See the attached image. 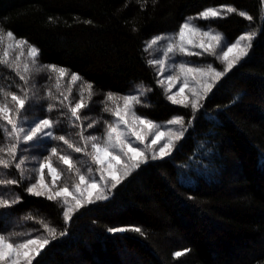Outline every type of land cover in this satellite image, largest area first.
Masks as SVG:
<instances>
[{
	"label": "trees",
	"instance_id": "16d2710c",
	"mask_svg": "<svg viewBox=\"0 0 264 264\" xmlns=\"http://www.w3.org/2000/svg\"><path fill=\"white\" fill-rule=\"evenodd\" d=\"M222 4L237 11L205 22L228 40L251 28L257 35L248 55L215 84L194 113L191 107L167 99L155 68L147 63L145 41L177 30L185 17L205 7ZM262 4L263 0H0V35L11 30L40 49L42 63L66 67L93 84L91 110L81 111L89 117L85 126L101 116L111 120L100 103L107 92L124 95L137 84L151 89L136 106L139 113L156 121L178 114L187 125L170 156L147 160L106 200L80 208L68 223L58 201L25 191L27 181L8 186L22 200L0 208V231L47 237L51 242L33 264H264ZM241 10L252 19L240 16ZM48 75L37 77L41 85ZM54 83L48 81L40 94ZM20 84L15 73L0 66V86L19 92ZM72 98L79 99V83ZM49 102L43 101L44 109ZM61 112L70 116L66 108L51 113L34 109L29 116L60 119L62 130L56 135L67 133L77 142L79 128L72 127ZM103 130L101 122L97 130L88 132ZM52 146L86 164L90 161L55 140L29 148L25 155L39 160ZM53 160L64 173L61 181L72 183L76 176L57 158ZM32 164L36 161L29 160L25 167ZM29 215L33 219H26ZM40 221L56 228V239ZM177 252L184 254L174 255Z\"/></svg>",
	"mask_w": 264,
	"mask_h": 264
},
{
	"label": "snow or ice",
	"instance_id": "6c2138e0",
	"mask_svg": "<svg viewBox=\"0 0 264 264\" xmlns=\"http://www.w3.org/2000/svg\"><path fill=\"white\" fill-rule=\"evenodd\" d=\"M228 13L237 10L228 6ZM240 16L251 20L245 12L239 11ZM222 17V12L208 8L197 14L196 18L209 19ZM194 17H188L174 34H162L153 37L146 45V51L162 52V56L149 59L147 63L157 69V75L161 77L157 81L164 88L167 99L172 104L183 107H191L195 113L202 107V101L212 91L216 82L230 72L252 47V41L256 32H246L240 35L235 42L224 44L221 33L212 30H202L200 26L192 23ZM0 32H3L0 29ZM6 36L9 43L5 44L0 52V66L7 67L19 78L22 84L18 85L19 92L11 91L10 86H0V208H11L19 204L22 197L8 186L20 185L27 181L25 191L35 197H44L49 201H59L63 208L65 223H68L75 212L87 204L106 200L107 193L121 183L131 171L145 163L149 158L163 159L170 156L177 148L187 128L183 116L177 115L163 124L143 114H138L136 106L141 104V97L146 91L142 85L137 86L138 94L120 95L107 92L100 101L102 111L108 113L112 120L103 116L88 120L87 115L82 116L84 109L91 110L93 97L96 95L92 83L84 81L83 77L69 69L55 64H44L40 61V49L31 44L25 38H17L11 30H7ZM161 41H166L160 45ZM3 36L0 35V44ZM160 45V47H156ZM25 49L27 50L25 56ZM193 49H201L195 52ZM13 53H16L13 56ZM207 53L215 56L224 63L223 71L217 70L212 64L206 66H194V62L181 61L175 63L174 57L202 55ZM172 61V63H170ZM171 71L172 74L164 75ZM42 73H48V81L55 80L51 86H47L43 95L40 94L41 85L37 80ZM67 89L64 88L65 78ZM179 90L172 92V88L181 82ZM79 83V99L73 102V87ZM55 88V93L53 92ZM187 90L191 95H186ZM177 97H180L177 99ZM52 101L44 109L43 101ZM66 108L68 123L79 128L76 135L77 142L68 138V134L56 135V130H62L58 126L63 124L60 119L51 116L29 118V114L35 110H44L51 113L57 109ZM103 123L104 130L95 135L88 129L97 130ZM191 120L188 121L190 126ZM173 126V127H168ZM87 133V134H86ZM60 141L71 149L72 152L82 153L95 169L81 165L85 161H79L70 152L63 151L58 146H52L49 154L37 160L35 156L25 155L29 148L37 147L48 141ZM143 146V147H141ZM67 166L69 173L78 178V182L65 183L59 186L63 178V171L59 169L53 158ZM29 160L36 161L32 168H26ZM15 169V172L10 171ZM19 173V176L16 173ZM28 173L27 175L25 173ZM35 174V175H33ZM98 175L99 179L96 178ZM50 178V182H49ZM26 219H33L31 215ZM45 232L56 239V228L49 223L40 221ZM110 231H125L126 228H112ZM131 230L140 232L139 227ZM61 232L60 235H64ZM51 241L47 237L28 233L0 231V264H33ZM188 250L185 249L184 252ZM183 252L174 255L180 256Z\"/></svg>",
	"mask_w": 264,
	"mask_h": 264
},
{
	"label": "rangeland",
	"instance_id": "374dc122",
	"mask_svg": "<svg viewBox=\"0 0 264 264\" xmlns=\"http://www.w3.org/2000/svg\"><path fill=\"white\" fill-rule=\"evenodd\" d=\"M228 6H230V5H227V4H222V5H216V6H208V7H205V8H203L202 10H200L199 12H197V13H195V14H193V15H190V16H187V17H185V19L182 21V23H184L185 22V20L188 18V17H194L195 19H193L192 20V23L193 24H195V25H197V26H200L201 28H202V30H212V31H214V32H218V33H221L222 35H223V37H224V44H228V43H233V42H235L236 41V39L240 36V35H242V34H244V33H246V32H255V30L253 29V28H251V29H247V30H245L244 32H242V33H240L238 36H236L234 39H232V40H228L227 38H226V36L224 35V33L220 30V29H218V28H216L215 26H212V25H210L209 23H207V22H205V21H207V20H209V19H212V18H209V19H199V18H196L197 17V14L198 13H200L201 11H204V10H206V9H208V8H213V9H216V10H219V11H221L222 12V15H225V14H227L228 12L226 11V9H227V7ZM232 7V6H231ZM241 11H243V12H245L246 14H247V12L245 11V10H241ZM262 16H264V0H263V4H262ZM181 23V24H182ZM180 24V25H181ZM180 27V26H179ZM179 27H178V29H179ZM178 29L177 30H175V31H166V32H162V33H157V34H154V35H152L151 37H149L146 41H145V49H146V45H147V43L153 38V37H155V36H158V35H162V34H174V33H176L177 31H178ZM2 36H3V43L2 44H0V52H2V50H3V47H4V45L5 44H7V43H9V41H8V38H7V36H6V34H1ZM164 43H166V41H161L160 42V45H163ZM160 45H157L156 47H160ZM193 51H195V52H200V51H202L201 49H193ZM26 52H27V50L25 49V56H26ZM147 55H148V58L149 59H152V58H155V57H159V56H162V52H154V50L153 49H148L147 51ZM15 54L16 53H13V56H15ZM174 61H175V63H179V62H181V61H190V62H194V66H206V65H208V64H212L217 70H219V71H223V68L225 67V65H224V63H222L220 60H217L216 59V57L215 56H212V55H209V54H207V53H203L202 55H199V56H197V55H192V56H179V55H177L176 57H174ZM170 63H172V61H170ZM155 68V67H154ZM155 71H156V73H157V69L155 68ZM169 74H172V72L171 71H169V72H166L164 75H169ZM157 78H158V80L159 79H161V77L160 76H158L157 75ZM218 82V81H217ZM216 82V83H217ZM182 83V81L181 82H178L177 83V85L176 86H174L173 88H172V92H177L178 90H179V87H180V84ZM138 85H140V84H137V85H134L128 92H126L124 95H126V94H134V95H136V94H138V90H137V86ZM144 87V86H143ZM145 88V87H144ZM146 89V88H145ZM164 89V88H163ZM147 92L148 91H146L145 92V95L144 96H142L141 97V101L145 98V96L147 95ZM210 93V92H209ZM208 93V94H209ZM185 94L186 95H191L187 90H185ZM167 95V94H166ZM180 97H177V99H179ZM206 98V97H205ZM0 99H2V97H0ZM203 102V101H202ZM201 102V103H202ZM136 111H137V109H136ZM137 113L138 114H141V113H139L138 111H137ZM178 114H174V115H172L170 118H168V119H166V120H161V121H156V120H154V121H156L157 123H161V124H163L164 122H166L167 120H169V119H171V118H173L174 116H177ZM33 117H40V116H29V118L31 119V118H33ZM113 119V117L111 118V120ZM187 125L185 124V127H186ZM168 127H173V126H168ZM95 135H99L98 133L97 134H95ZM141 147H143V146H141ZM151 158H149L148 160H150ZM83 161V160H82ZM38 166V165H36V164H32V165H30L29 167H26V168H32L33 166ZM92 167L93 169H95V165H93V164H91V161H89L88 162V164H86V163H84L83 165H81V167L83 168V169H86L87 167ZM134 171V170H133ZM133 171H131L130 172V174L133 172ZM26 175L28 174L27 172L25 173ZM130 174H128V175H130ZM33 175H35V174H33ZM127 175V176H128ZM127 176H125V177H127ZM124 177V178H125ZM96 178L97 179H99V177H98V175L96 176ZM49 182H50V178H49ZM74 182H78V178L77 177H75V179L72 181V183H74ZM72 183H67V184H69V186L72 184ZM65 183H63L62 181H60V182H58V185L59 186H63ZM112 190V189H111ZM109 193H110V191L107 193V196L109 195ZM59 202V201H58ZM60 203V202H59ZM63 209V208H62Z\"/></svg>",
	"mask_w": 264,
	"mask_h": 264
}]
</instances>
